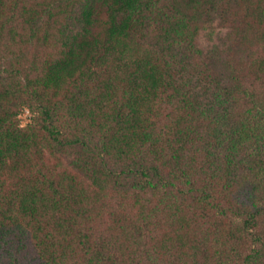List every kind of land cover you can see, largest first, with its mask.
Masks as SVG:
<instances>
[{"label":"trees","instance_id":"obj_1","mask_svg":"<svg viewBox=\"0 0 264 264\" xmlns=\"http://www.w3.org/2000/svg\"><path fill=\"white\" fill-rule=\"evenodd\" d=\"M0 264H264V0H0Z\"/></svg>","mask_w":264,"mask_h":264},{"label":"clouds","instance_id":"obj_2","mask_svg":"<svg viewBox=\"0 0 264 264\" xmlns=\"http://www.w3.org/2000/svg\"><path fill=\"white\" fill-rule=\"evenodd\" d=\"M39 113L37 111H33L27 106H22V111L18 114L15 119L19 121L18 128L20 130L26 129L29 125L34 124L35 120L38 119Z\"/></svg>","mask_w":264,"mask_h":264},{"label":"rangeland","instance_id":"obj_3","mask_svg":"<svg viewBox=\"0 0 264 264\" xmlns=\"http://www.w3.org/2000/svg\"><path fill=\"white\" fill-rule=\"evenodd\" d=\"M19 122V121H18Z\"/></svg>","mask_w":264,"mask_h":264}]
</instances>
